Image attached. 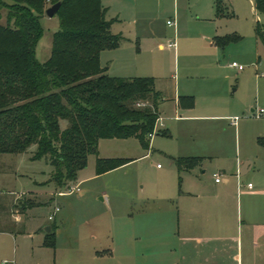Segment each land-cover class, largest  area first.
Returning a JSON list of instances; mask_svg holds the SVG:
<instances>
[{
  "label": "rangeland",
  "instance_id": "rangeland-1",
  "mask_svg": "<svg viewBox=\"0 0 264 264\" xmlns=\"http://www.w3.org/2000/svg\"><path fill=\"white\" fill-rule=\"evenodd\" d=\"M147 1L152 2V25L158 36L152 42L156 88L166 97L194 95L196 107L186 110L177 109L174 101L160 103L162 120L157 134L147 136V148L137 137L101 139L98 154L89 156L71 188H59L51 181L54 167L45 157L33 158L36 145L24 153L0 155V229L15 233H0V263L180 264L193 260L241 264L242 257L246 264L249 258L264 260V239L245 237L244 227L249 217L254 222L264 220V195L249 196L244 191L252 183L264 193V116L257 113L264 108V41L256 33L257 25L264 33V12L256 9L255 0H231L234 15L220 17L215 0ZM105 2L112 11L120 8V0ZM175 18L177 52L158 50L159 41L167 44L173 36L174 28L167 20ZM6 22L4 17L2 23ZM41 22L44 33L36 54L45 62L60 20L45 13ZM218 36L239 38L223 50L216 43ZM233 61L242 67L229 66ZM212 102L218 106L202 108ZM234 119L236 125L231 124ZM189 156L203 158L191 170L181 169L177 160ZM99 158L131 161L98 175ZM249 159L254 167L241 175V163ZM215 173L221 174V183L216 182ZM225 178L229 183H224ZM189 208L196 212L193 235L184 227L187 213H192ZM47 225L56 234L55 248L43 245ZM217 238L227 250L198 246L200 250L190 253L186 248L196 243L221 244Z\"/></svg>",
  "mask_w": 264,
  "mask_h": 264
},
{
  "label": "trees",
  "instance_id": "trees-1",
  "mask_svg": "<svg viewBox=\"0 0 264 264\" xmlns=\"http://www.w3.org/2000/svg\"><path fill=\"white\" fill-rule=\"evenodd\" d=\"M58 2L60 27L49 59L40 62L41 19ZM215 3L218 17L234 15L224 0ZM255 6L264 12V0H255ZM117 19L108 18L103 0H0V155L24 153L36 145L33 158L45 157L54 167L51 181L71 188L89 156L98 154L101 139L137 137L149 147L147 136L164 98L155 77L112 76L102 65L101 53L124 40L113 32ZM256 33L264 41L261 25ZM238 38L219 36L216 43L225 48ZM179 100L185 107L194 105L192 96ZM130 161L99 158L97 174ZM200 162L199 157L177 160L184 170ZM44 245L55 248V232L46 234Z\"/></svg>",
  "mask_w": 264,
  "mask_h": 264
},
{
  "label": "crops",
  "instance_id": "crops-1",
  "mask_svg": "<svg viewBox=\"0 0 264 264\" xmlns=\"http://www.w3.org/2000/svg\"><path fill=\"white\" fill-rule=\"evenodd\" d=\"M103 3L106 7H108V18L110 19L118 18L117 21L113 24L112 29L114 33L121 34L124 37V40L122 41L121 45L118 48L104 50L101 53L102 65L108 68V73L112 76L154 77L152 76V42L156 43L158 36L155 33V28L152 25V2H149L147 0H120V8L114 11H112L111 5H107L108 3H106L105 0H103ZM228 3H231V0H226V5H228ZM230 5H231V10L234 11L232 3ZM215 10H216V3H215ZM173 21L175 22V24H169L167 20V24L171 26L172 28H174V34L173 36L169 38V42L176 41L177 43V25H178L177 18L173 19ZM169 42H167V44H164L163 42L159 41L157 43L158 50L164 51L166 49H173L175 52H177L178 43L175 47H169L168 46ZM224 49L225 48H223V50ZM229 66L234 67L231 65V63L229 64ZM234 68H237V67H234ZM157 90L159 89L157 88ZM183 96H192L194 98V105L192 107H185L182 104H180L179 99L180 97H183ZM163 98L164 100L162 102L174 101L177 109L183 108L186 110H190V109H194L197 105L195 96L190 95V94H183V95H179L175 97H166L163 95ZM215 106H218V104L212 102V103H208L207 105L202 106V108L211 109ZM252 111H254V109H252ZM158 120L159 121L162 120L161 115ZM231 124L236 125V119L232 120ZM168 132L169 130L167 132L165 131L166 134ZM190 157H199L201 159L203 158L201 156H189V157H182V158H190ZM241 166H242L241 175H244L254 167L253 160L249 159L245 162V164L241 163ZM229 181L230 179L228 178L224 179V183H229ZM217 183H221V181ZM79 184L81 185V181H79L76 184L78 188H79ZM254 188H255L254 186L252 188H249L247 186L245 187L244 191L249 196H259L262 194L264 195L263 192L255 190ZM35 191L37 190H32L30 192H35ZM41 191L42 193H44L45 190H41ZM239 191H243V190H241V188L239 187ZM37 193L39 195L41 192L40 193L37 192ZM57 193H60V191L56 192L55 194ZM189 209H192V210H189L192 213H187L188 216L184 224V227L188 226L186 227L187 233L189 235H193L191 233H194L195 231H197V228L193 229V227L195 226L193 225V221H192V218H194L193 215H195L196 212L193 208H189ZM25 210L22 213L18 214L19 216L16 220L17 222H20L22 220L23 218L22 214L25 212ZM189 220L191 222H189ZM249 220L250 221H245V224H244L245 237L246 235H248L249 237L256 236L258 240H263L264 239V220L262 222H254L252 221L254 220L252 217H249ZM240 227L242 228L241 224H240ZM217 228L219 229V231L221 230L219 222L217 223ZM51 229H53L52 226H51ZM9 230L11 229L2 228L0 229V233L15 234ZM45 234H47L46 231H45ZM187 238L191 239V237H187ZM208 239L210 240L211 238H208ZM217 240L220 241L221 244L218 243L217 245L216 244L208 245V243H205V244L196 243L197 244L196 246L187 245L186 248L187 250H191L190 253H195L198 250H200L197 248L198 246L207 247L208 250H211V249H214L216 251L227 250L226 245L223 244L220 239L217 238ZM197 241H202V239L199 238ZM44 242H43V245H44ZM183 259H185V257ZM240 259H241V264H244L242 257H240ZM181 261L182 262L180 264H198V261H196L197 262L196 263L193 260H181ZM245 263L246 264H264V260L254 261L252 260V258H249L245 260Z\"/></svg>",
  "mask_w": 264,
  "mask_h": 264
},
{
  "label": "built area",
  "instance_id": "built-area-1",
  "mask_svg": "<svg viewBox=\"0 0 264 264\" xmlns=\"http://www.w3.org/2000/svg\"><path fill=\"white\" fill-rule=\"evenodd\" d=\"M168 23L169 24H175V22L173 20H168ZM176 45H177L176 41H170L168 43V46L169 47H175ZM231 65L234 66V67H237V68H241L242 67L236 61L232 62ZM257 113H258V116H264V108H260ZM157 131H158V122H157V124L155 126V129L151 133H149V136L150 137H154V135L157 134ZM214 176H215V179H216L217 182L222 181V178H221V174L220 173H215ZM248 187L249 188H252L253 187L252 183H249L248 184ZM52 218H53V216L51 215L50 216V219H52Z\"/></svg>",
  "mask_w": 264,
  "mask_h": 264
},
{
  "label": "water",
  "instance_id": "water-1",
  "mask_svg": "<svg viewBox=\"0 0 264 264\" xmlns=\"http://www.w3.org/2000/svg\"><path fill=\"white\" fill-rule=\"evenodd\" d=\"M61 7V3L58 2L56 4H53L52 6H50L47 10H46V13L53 17L57 12L58 10L60 9ZM44 230L46 231V233H49L51 231V225H47L45 226Z\"/></svg>",
  "mask_w": 264,
  "mask_h": 264
}]
</instances>
